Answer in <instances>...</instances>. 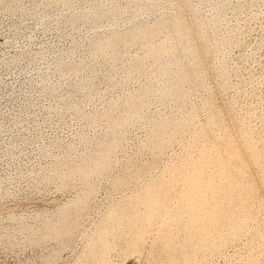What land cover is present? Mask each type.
<instances>
[{
	"label": "rangeland",
	"instance_id": "374dc122",
	"mask_svg": "<svg viewBox=\"0 0 264 264\" xmlns=\"http://www.w3.org/2000/svg\"><path fill=\"white\" fill-rule=\"evenodd\" d=\"M0 264H264V0H0Z\"/></svg>",
	"mask_w": 264,
	"mask_h": 264
},
{
	"label": "bare ground",
	"instance_id": "6f19581e",
	"mask_svg": "<svg viewBox=\"0 0 264 264\" xmlns=\"http://www.w3.org/2000/svg\"><path fill=\"white\" fill-rule=\"evenodd\" d=\"M192 191V190H191ZM194 204V203H193ZM200 224V223H199Z\"/></svg>",
	"mask_w": 264,
	"mask_h": 264
}]
</instances>
